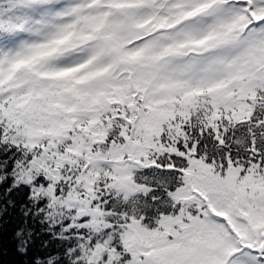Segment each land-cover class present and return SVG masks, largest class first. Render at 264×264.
<instances>
[{
    "label": "trees",
    "instance_id": "1",
    "mask_svg": "<svg viewBox=\"0 0 264 264\" xmlns=\"http://www.w3.org/2000/svg\"><path fill=\"white\" fill-rule=\"evenodd\" d=\"M219 4L222 14L214 12ZM20 7L0 0V264H131L126 234L134 224L141 232L164 234L167 243L189 239L191 250V242L215 247L220 264H264V242L252 238L251 223L245 220L247 229L229 225L226 215L242 208V198L264 206V0H164L159 17L144 8L146 18L137 24L151 21L152 30L123 45L124 56H143L158 34L162 40L145 55L150 61L177 58L176 51L185 58L205 55L224 32L233 35L229 42L245 33L247 40L214 78L184 59L190 72L174 71L151 87L134 80L133 59L126 64L118 53L115 66L104 62L112 69L111 82L92 92L77 83L96 72L94 66L54 71L57 85L77 82L70 84L76 93L65 109L60 94L49 102L52 118L46 134L39 133L45 134L40 146L23 139L26 126L9 114L4 100L13 94L5 80L12 62L8 21ZM188 27L195 29L180 33ZM56 33L60 39L61 30ZM164 81L177 86L176 105L187 99V112L164 123L160 134L145 135L151 116L168 105ZM215 81L225 83L229 100L213 99ZM202 167L225 180L227 201L209 204L207 184L197 186L191 175ZM234 169L236 179L228 185ZM185 188L193 199H186ZM215 228L226 230L229 245L214 235ZM216 236L223 248L206 245ZM248 239L252 245L243 243ZM227 250L232 254L222 253Z\"/></svg>",
    "mask_w": 264,
    "mask_h": 264
},
{
    "label": "rangeland",
    "instance_id": "2",
    "mask_svg": "<svg viewBox=\"0 0 264 264\" xmlns=\"http://www.w3.org/2000/svg\"><path fill=\"white\" fill-rule=\"evenodd\" d=\"M15 2L21 7L11 11V17L8 21V29L13 32L7 42L11 49L8 55H10L12 62H8V64L11 63L8 70L11 73L5 79L11 83L9 86L13 88L11 92L13 94L4 97V100L10 103L9 114L15 119H21L23 126H26L27 131L22 134V137L30 140L31 145L40 146L42 144L47 126L50 125L52 118L51 112H48V106H50L49 102L53 98H55V102L58 95H62L64 109L73 104L71 98L76 91L70 84L77 82L70 81V83L57 85L54 71L71 70L76 65L81 66L82 64L84 66L80 69L94 66L97 68L96 72L93 71V74L88 79L86 78L84 83H77L82 85L79 89L92 92L111 82L112 69L106 68L104 62L109 61L111 67L115 66L118 59L114 56L118 53L119 56L124 57L126 64L130 59H133L130 65H133L132 67L135 69L134 80L137 82L147 81L146 83L151 87L160 82L162 77L169 80L174 71L185 74L190 72L191 70H186V67L182 65L184 59H190L189 66L193 68L205 67L210 77L214 78L224 69L226 58L233 50L241 47L248 35L245 33L236 42H229L228 40L233 35L224 32L213 41L211 47L204 50L205 55H190L185 58L183 52L176 51L177 58H169L163 62L161 59L150 61V58L145 55L148 54L154 44L162 40V35H154L155 43L148 45V51L141 57L124 56L122 46L129 44L139 35H146L148 30L151 32L152 22H148L145 26H139L137 24L138 19L140 17L146 18L142 12L145 10L144 8L149 6L152 11L147 8L146 10L152 13L154 11L159 17L164 10V0H36V2L33 0H15ZM222 8L219 4L214 8V12L222 14ZM188 28L181 29L180 33L188 34L195 29ZM57 30L62 32L60 39L59 34L56 33ZM159 30L158 27V32ZM214 43H216V48L213 47ZM219 43L224 46H220ZM188 53L185 52V56ZM199 53L204 54L202 50ZM8 55L3 56L4 59ZM85 63H88L86 67ZM178 66L180 67L177 70H171ZM80 72L78 71V73ZM95 73L96 77H94ZM187 78L189 80L191 76ZM186 86H189L188 81ZM162 87H164V98L168 99L165 105H168L164 112L157 110L151 116L144 131L145 135L160 134L164 123L170 122L175 116H182L187 112V109H182L187 103V99H184L181 105L174 103L177 86L164 81ZM229 92L230 90H227L225 83L214 82L213 99L227 101L229 100L227 94ZM77 94L81 95V92ZM187 96L190 95H186L185 98ZM1 103L3 102L1 101ZM84 112L82 110V114ZM64 125L65 121H60V126ZM127 153L129 154V151ZM121 163L124 164V162ZM234 171L235 173L230 171L232 177L226 184L230 185L232 180L236 179L238 171L237 169ZM191 175L198 179L196 181L197 186H203L204 182L207 184L211 196V201L207 197L209 204L212 200L227 201L226 192L224 190L221 192V186L225 180L219 175L208 173L205 167H202L200 173L193 171ZM182 193L188 195L186 197L188 200L194 198L186 188ZM245 200L246 198L241 199L243 203L241 209L226 211V215L232 217L228 224L234 226L237 222L241 227L247 229L246 221L248 220L252 226L253 237H251L256 240L261 238L264 242V206L258 203L257 199H250L252 204L249 203L250 201L245 202ZM85 208L88 209V207ZM256 214H260V216L256 218ZM93 217L97 218L95 215ZM93 217H90L91 221L94 220ZM240 219L242 221H239ZM213 230L214 235L221 234L222 237H213L211 242L206 244L207 246L210 247L212 242L215 245L216 242L217 248L222 247L220 242L214 241L218 237L223 244H230L226 230L222 228L221 230L216 228ZM126 235L128 237L126 241L127 250L134 258L131 264H220L221 262V255L213 250L215 247L208 250L201 241V245L198 242H191L194 249H189L186 244H190L187 236L182 238L187 239L184 242L167 243L164 236H161L164 234L141 232L137 224H134V227H131ZM196 240H199L198 236L194 241ZM243 243L252 245V241L249 239ZM222 253L224 255L232 254L228 250ZM263 253L264 251L262 255Z\"/></svg>",
    "mask_w": 264,
    "mask_h": 264
}]
</instances>
